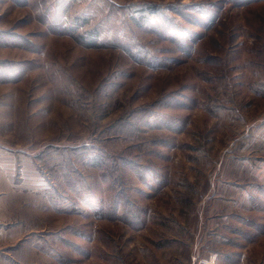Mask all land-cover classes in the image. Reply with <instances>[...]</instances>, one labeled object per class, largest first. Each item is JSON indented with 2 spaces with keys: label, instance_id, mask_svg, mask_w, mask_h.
<instances>
[{
  "label": "rangeland",
  "instance_id": "1",
  "mask_svg": "<svg viewBox=\"0 0 264 264\" xmlns=\"http://www.w3.org/2000/svg\"><path fill=\"white\" fill-rule=\"evenodd\" d=\"M242 1L0 0L34 264H264V0Z\"/></svg>",
  "mask_w": 264,
  "mask_h": 264
},
{
  "label": "crops",
  "instance_id": "2",
  "mask_svg": "<svg viewBox=\"0 0 264 264\" xmlns=\"http://www.w3.org/2000/svg\"><path fill=\"white\" fill-rule=\"evenodd\" d=\"M27 165L28 163L25 165L23 161L7 159L0 155V264H13L14 261L34 264L35 261L33 258L35 253L33 257L28 254L27 241L31 233L28 217L30 198L24 193L30 185L27 180L24 185L25 176L24 179L20 176L25 173ZM14 248L20 249L21 259L17 257L13 261L12 255L9 256ZM23 248L25 251H22ZM203 264H215V261L207 259L203 261Z\"/></svg>",
  "mask_w": 264,
  "mask_h": 264
},
{
  "label": "trees",
  "instance_id": "3",
  "mask_svg": "<svg viewBox=\"0 0 264 264\" xmlns=\"http://www.w3.org/2000/svg\"><path fill=\"white\" fill-rule=\"evenodd\" d=\"M251 1H253V0H243L242 2L249 3ZM154 8L155 7H149V11L147 10V12H150L151 14H154L156 12Z\"/></svg>",
  "mask_w": 264,
  "mask_h": 264
}]
</instances>
